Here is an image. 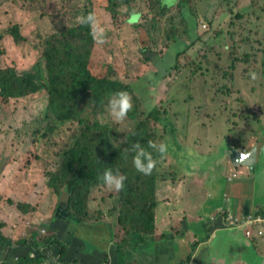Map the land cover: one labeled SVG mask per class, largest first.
Returning a JSON list of instances; mask_svg holds the SVG:
<instances>
[{"label": "rangeland", "instance_id": "rangeland-1", "mask_svg": "<svg viewBox=\"0 0 264 264\" xmlns=\"http://www.w3.org/2000/svg\"><path fill=\"white\" fill-rule=\"evenodd\" d=\"M257 1H259L260 7L255 0H190L189 4L193 2L192 16L195 17L194 32L198 36L194 41L196 42L195 46L191 48L193 52L191 55H180L176 63L177 67L170 69V78L160 83L156 91L148 92L146 86L143 88L145 91L143 100L144 97H147L153 98L155 104L159 102L167 104V99L174 98L170 109L181 113L177 117L171 115L168 123V128H173L175 132L173 135H169L170 138H167L172 153H165L161 157L162 164L157 171L156 200L158 208L154 215V230L152 234L148 235L150 240L154 238V235L159 237L169 226L170 230L181 227L178 220L174 221L167 213L165 214L168 205H173L176 200L182 203L183 199L180 195H185V191L176 193L172 191L174 187L170 188L179 181L175 174L178 172L174 163L176 157L193 159V152L203 151L202 149L209 146L210 142L211 144L217 142L215 138L218 133L229 135L236 129L264 128V123L260 126L255 120L244 122L245 119L241 117L250 115L264 121V0ZM154 2L143 0L137 3L132 12H139L140 16L136 22L132 23L133 19L128 21L131 12L125 7L119 9V15L108 12L106 9L107 0H0V31L2 28L18 24L23 36L27 39V45H29L27 49L18 47L12 42L13 40L10 41L6 37L8 40H4L0 47V51L3 52V55H0V68L13 66L19 71L31 70L34 64L40 61L42 40L58 32L64 26L80 23L84 17L83 7L86 5L96 13L99 24L105 32L103 43H97L95 40L89 62L90 69L95 74L102 75L111 65L126 71L129 79L132 74L134 77H146L155 68L151 63L158 60L167 63L165 56H177V52L179 53L185 47L184 44L188 47L192 42L185 34V31L188 30L185 24L186 20L179 13L176 4L174 5V0L162 1L164 6L171 7L163 16L157 15ZM249 2H251L250 7L253 12L249 13L246 20L245 18L230 20L229 15L225 16L224 13L228 6L238 4L239 7L244 8L245 3ZM238 5L236 6L238 7ZM151 7H153V12H150ZM140 18L142 23L136 25ZM203 25L207 26V29H204ZM174 32L177 33L178 38L176 44L167 40V35ZM218 33L223 38L225 36L235 41L234 45L239 48V51L234 53L230 46L215 53L213 44L216 39H220ZM205 42L211 44L206 46ZM152 43L155 46L151 51H142L144 45H152ZM251 43L256 49L250 47ZM177 44L182 47L179 46L175 51L178 47ZM235 58L243 59V62L237 63L235 72L237 80L233 94L225 96L229 108L226 109L220 102L205 97L204 94L214 92L223 95L229 80L225 71H227L228 62L232 63ZM203 72L208 81L206 85L192 84L190 78L201 77ZM139 81L132 82L135 84ZM203 86L205 88H202ZM213 88L219 92H215ZM241 96L249 98V108L246 109L248 101L241 100ZM47 103L48 99L44 91L14 100L8 107L0 102V207L7 203L17 205L21 200L24 202L28 196L29 198L33 197V200H36L33 203L38 202L37 204L40 205L39 211L40 207L44 205L43 213L46 214L45 219L49 220L55 212L53 209L55 199L51 189L46 186L48 180L46 173L56 170L60 154L66 148L67 141L69 144L70 139L76 133L77 125L74 122H69L53 132H47L45 128L48 124V120L45 118ZM219 108H224L226 111L218 110ZM250 109L259 114L246 113ZM228 110L235 112V115ZM124 119L116 121L108 109L103 115V120L117 124L123 135L125 132L131 131V121L129 119L124 121ZM250 122L253 124L249 125ZM164 128L167 127L159 124L160 133ZM43 133H46L45 137ZM36 140L43 144L44 149L39 156L41 160L31 164L30 157L22 159L24 157L22 154L26 152L32 154L34 146L33 150L31 147H23L24 143L32 145ZM11 141L16 145L13 146ZM227 145L228 142H225L217 151L208 155H205L204 152L197 154L199 170L203 172L211 168V177L219 175L222 167L220 168L216 164L211 166L209 163L218 155L225 154ZM11 152L12 156L9 155ZM16 153L20 154L19 158L16 157ZM9 158L16 161L12 162ZM193 165L196 166V161H193ZM187 167L186 165L185 169ZM171 174L176 177L167 178ZM221 175L224 178L225 174L221 173ZM166 178L167 181H165ZM183 189L186 190L185 207L191 210L198 204V190L187 184ZM117 194V190L107 185L95 188L88 203L91 213L94 216H99L100 220L87 222L88 224L103 225L101 232L111 233V239L116 243L123 237L124 229L118 223L115 215H108V212L112 210V202L108 199L119 198ZM51 203L53 208L50 207ZM44 231L45 233L42 232L44 234L40 233L42 238L48 236V230ZM86 238L83 236V239L87 240ZM91 245L88 242V246ZM8 256L9 252H6L5 258L0 261L3 262ZM252 256L255 263L262 262V258L256 252L252 253ZM0 258L2 259L1 256ZM183 262L185 264L186 260ZM164 263L165 259L162 264Z\"/></svg>", "mask_w": 264, "mask_h": 264}, {"label": "trees", "instance_id": "trees-1", "mask_svg": "<svg viewBox=\"0 0 264 264\" xmlns=\"http://www.w3.org/2000/svg\"><path fill=\"white\" fill-rule=\"evenodd\" d=\"M107 1L108 6L106 9L113 15H119V9L125 7L131 12L128 21L133 19L132 23H134L140 16L139 12L132 11L133 7L143 0ZM148 1H155L156 13L160 16L165 15L166 11L171 8L164 6L162 4L163 0ZM189 1L174 0V5L176 4L179 13L186 20L185 24L188 30L185 31V34L194 42L198 36L194 32L193 2L189 4ZM255 2L259 6V1L255 0ZM236 5L238 4L228 6L224 13L225 16L229 15L230 20L233 18V20H243V18L246 20L249 13L253 12L250 7L251 2L245 3L244 8ZM90 12H93L91 7L85 5L83 16ZM150 12H153V7L150 8ZM140 21L141 18L136 25L141 24L142 21ZM204 29H207V26ZM137 31L139 33V29ZM217 35L220 39H216L213 44L215 53L230 46L234 53L239 51V48L234 45L235 41L225 36L223 38L219 33ZM6 37L10 41L13 40L12 42L18 47H25V49L29 47L26 43L27 39L23 36L21 27L18 24L2 28L0 31V47L4 40H8ZM167 40L176 44L178 41L177 33L168 34ZM192 42L188 47L184 44L185 47L179 53L177 52V56H165L164 58L168 64L166 61L162 63L161 60L151 63L155 68L146 77H134L132 74L129 79L126 71L111 65L107 67L104 74L97 75L89 66L95 39L91 34L90 25L81 21L76 25L64 26L58 32L44 38L42 40L40 61H37L31 70L19 71L13 66L0 68V102L5 107H8L12 100H20L44 91L48 99L45 113V118L48 120L45 127L46 131L53 132L69 122H74L77 125L76 133L70 139L69 144V141H67L66 148L60 154L61 157L55 167L56 170L46 173L48 175L46 186L51 189L55 199V212L51 218L50 226H46L48 236L37 239L35 234L29 240L19 239L14 241L0 233V247L15 251L29 249L25 255L19 256L17 259L5 260L1 264H46L43 250L53 246L58 247L60 250L58 261L66 264H82L76 258L69 257L68 260L65 259L68 246L56 237L55 226L60 221H71L78 226L98 225L87 223L100 220L99 216H94L91 213L88 201L95 188L105 186L101 178L105 168H111L114 172H119L125 176L124 187L117 194L124 201L121 202L119 198L108 199L112 202V210L108 212V215H115L118 223L124 229L123 237L117 242L118 251L130 245H140L146 242L148 235L152 234L155 227L154 215L158 208V201L156 200L158 189L157 171L162 164L161 157L165 153H172L167 138L175 132L173 128H168V123L171 115L177 117L181 113L170 109L174 98L167 99V104L164 102L155 104L153 98L144 97L143 100V94H145L143 88L146 86L148 92L156 91L160 83L170 78V69L171 67H177L176 63L180 55H191L193 52L191 48L195 46L196 42ZM210 44L208 42L204 43L206 46ZM177 45L175 51L178 50L179 46L182 47V45ZM253 45L251 43L250 47L256 49ZM154 46L153 43L152 45H144L142 51H151ZM0 55H3L2 51H0ZM239 61L242 63L243 59L238 60L235 58L232 63L228 62V68L225 72L229 80L223 95L214 92L204 94L205 97L220 102L226 109L229 108L225 96L232 95L235 90L234 86L237 80L235 72ZM148 62L150 63V61ZM199 68L201 67L199 66ZM204 72L201 77H189L191 83L206 85L208 81ZM121 74L123 76H120ZM134 80L140 81L134 84L132 82ZM202 88H205V86ZM120 90L127 91L133 100L132 108L127 112L124 119V121L126 119L131 121V131L125 132L124 135L120 133L117 124L103 120V115L106 114L108 109L109 97ZM214 90L219 92L216 89ZM238 93L240 94V92ZM240 99L248 101L246 109L250 107L249 98L241 96ZM226 109L224 110L226 111ZM231 113L235 115V112ZM246 113L259 114L254 112L253 109ZM241 117L249 121L257 118L250 115H242ZM159 124L167 127L162 130V133H160ZM43 135L45 137L46 133H43ZM161 140L166 145V150L163 153L152 147V144L159 145ZM37 142V140L35 143L33 142L34 152L32 154L25 153L30 157V160L36 156ZM133 145L141 146L151 154L152 159L155 161L149 174H144L135 167L133 163L135 155ZM36 158L40 159L39 156ZM18 207L21 208L22 206L18 205ZM259 214L264 217V211ZM120 259H125L124 252L121 253ZM107 260L106 257L102 261ZM119 264H128V262L121 261Z\"/></svg>", "mask_w": 264, "mask_h": 264}, {"label": "crops", "instance_id": "crops-1", "mask_svg": "<svg viewBox=\"0 0 264 264\" xmlns=\"http://www.w3.org/2000/svg\"><path fill=\"white\" fill-rule=\"evenodd\" d=\"M252 120L260 126L264 123L261 118ZM252 124L253 122L249 123ZM215 139L217 141L215 144L210 142L209 146L202 149L203 151L193 152V159L175 158V168H178L175 174L179 181L170 188L174 187L172 191L176 193L185 191V195H180L183 199L182 203L176 200L173 205H168L165 214L167 213L174 221L178 220L181 225L179 229L170 230L169 226L159 237L154 235V238L151 240L147 238L143 244L130 245L118 251L117 243L111 239V233L101 232L103 225L78 226L71 221H60L55 226V235L68 246L65 259L76 258L82 264H119L121 261L128 264H162L163 259H165L164 264H184V260H186L185 264H264V233L261 237L256 233L251 238L246 236V228L264 231V222L256 224L247 220L248 215H260L259 213L264 211V183H262L264 182V128L236 129L229 135L218 133ZM225 142H228L225 154L218 155L209 163L211 166L216 164L222 167L220 174L211 177V168L200 171L196 160L197 154L204 152L208 155L217 151ZM12 143L13 146L16 145L15 142ZM24 144L23 148L33 149V144ZM230 146L249 154L250 164L240 163L236 166L228 153ZM42 149H44L43 144L37 142L36 156L31 158V164L41 160L36 157L40 156ZM11 154L12 152L9 155ZM19 155L16 153V157L19 158ZM22 155L28 156L25 153ZM9 159L12 162L16 161ZM193 161H196V166L193 165ZM186 165L187 169H185ZM221 173L225 174L224 178ZM176 175L171 174L167 178H175ZM185 184L192 185L198 190V204L191 210H188L184 204ZM33 199L28 196L24 202L21 200L17 205L7 203L0 207V233L4 237L29 240L36 234L37 239L42 238L40 233L48 230L46 226H50L51 219H45L44 205L39 211L40 205L37 204L38 202L33 203L36 201ZM50 207L53 208L52 203ZM83 236L87 237V240L83 239ZM88 242L92 245L88 246ZM194 246L196 248L193 249ZM27 251L28 248L15 251L0 247L2 257L0 260L5 258L6 252H9L8 258L5 259L8 260L17 259ZM59 251L56 246L45 248L43 252L46 264H66L58 261ZM122 252L125 253L124 260L120 259ZM255 252L260 255L262 262L253 261L252 253ZM106 257L108 260L102 261Z\"/></svg>", "mask_w": 264, "mask_h": 264}, {"label": "clouds", "instance_id": "clouds-1", "mask_svg": "<svg viewBox=\"0 0 264 264\" xmlns=\"http://www.w3.org/2000/svg\"><path fill=\"white\" fill-rule=\"evenodd\" d=\"M82 22L90 25L91 34L97 43H103L105 39V32L103 27L100 26L95 12L86 14ZM14 102L12 100L10 103ZM132 108V100L129 93L125 90H120L112 94L108 99V110L111 116L116 121H121L127 115V112ZM151 143V142H150ZM152 147L157 148L158 151L163 153L166 150V145L161 142L159 145L152 144ZM135 155L133 163L138 171L144 174H149L155 164L151 154L146 152L141 146L133 145ZM102 180L105 185L119 191L124 187L125 176L119 172H114L111 168H105L102 173Z\"/></svg>", "mask_w": 264, "mask_h": 264}, {"label": "water", "instance_id": "water-1", "mask_svg": "<svg viewBox=\"0 0 264 264\" xmlns=\"http://www.w3.org/2000/svg\"><path fill=\"white\" fill-rule=\"evenodd\" d=\"M228 153L231 155L233 162L236 166H238L240 163L245 165L250 164V160L248 159L249 154L243 151H239L238 149H235L232 146L228 148ZM253 153H255L254 150Z\"/></svg>", "mask_w": 264, "mask_h": 264}, {"label": "built area", "instance_id": "built-area-1", "mask_svg": "<svg viewBox=\"0 0 264 264\" xmlns=\"http://www.w3.org/2000/svg\"><path fill=\"white\" fill-rule=\"evenodd\" d=\"M203 27L205 28L206 26L203 25ZM247 220L249 223L261 224L264 222V217L260 216V215H248ZM42 232H44V231H42ZM255 233L257 234L258 237H261L263 235L264 231L262 229H257L256 231H254L250 228H246V236L247 237L251 238Z\"/></svg>", "mask_w": 264, "mask_h": 264}]
</instances>
